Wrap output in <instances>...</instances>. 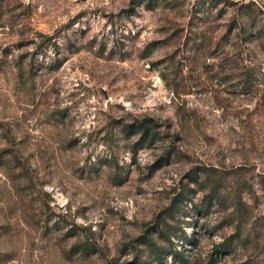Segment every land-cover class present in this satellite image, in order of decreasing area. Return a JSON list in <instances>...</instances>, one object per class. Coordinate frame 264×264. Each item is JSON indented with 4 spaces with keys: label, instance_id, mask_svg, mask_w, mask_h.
Here are the masks:
<instances>
[{
    "label": "rangeland",
    "instance_id": "1",
    "mask_svg": "<svg viewBox=\"0 0 264 264\" xmlns=\"http://www.w3.org/2000/svg\"><path fill=\"white\" fill-rule=\"evenodd\" d=\"M0 264H264V0H0Z\"/></svg>",
    "mask_w": 264,
    "mask_h": 264
},
{
    "label": "trees",
    "instance_id": "2",
    "mask_svg": "<svg viewBox=\"0 0 264 264\" xmlns=\"http://www.w3.org/2000/svg\"><path fill=\"white\" fill-rule=\"evenodd\" d=\"M138 124H135V125H133V124H131V125H126L125 126V130L127 129V128H131L130 129V132L132 131L133 132V130H134V132L135 133H138V132H140L141 134H143V135H147L148 136V133H150V127L148 126V124H147V119H145V120H142V121H140V122H137ZM133 127L135 128L136 127V129H133ZM156 128L158 127L157 126V124H156V126H155ZM159 135H158V133L157 132H155L153 135H152V138H151V141L153 142L154 141V139H155V137H158ZM179 196L181 197V199H178L177 201L175 200V203H184V201L185 200H187L188 198H187V196H185V194L183 193V192H181V193H179ZM175 199H177V198H175ZM186 202V201H185ZM218 249V248H217Z\"/></svg>",
    "mask_w": 264,
    "mask_h": 264
}]
</instances>
